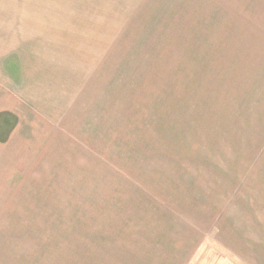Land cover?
I'll use <instances>...</instances> for the list:
<instances>
[{
	"label": "rangeland",
	"instance_id": "obj_1",
	"mask_svg": "<svg viewBox=\"0 0 264 264\" xmlns=\"http://www.w3.org/2000/svg\"><path fill=\"white\" fill-rule=\"evenodd\" d=\"M0 109V264H264V0H0Z\"/></svg>",
	"mask_w": 264,
	"mask_h": 264
},
{
	"label": "crops",
	"instance_id": "obj_2",
	"mask_svg": "<svg viewBox=\"0 0 264 264\" xmlns=\"http://www.w3.org/2000/svg\"><path fill=\"white\" fill-rule=\"evenodd\" d=\"M1 110L3 111V109H0V112H2ZM11 135H12V134H11ZM0 142H1V141H0ZM2 143H3V142H2Z\"/></svg>",
	"mask_w": 264,
	"mask_h": 264
}]
</instances>
